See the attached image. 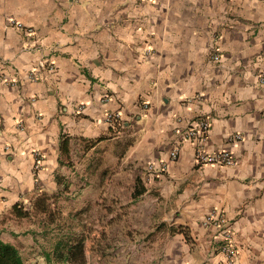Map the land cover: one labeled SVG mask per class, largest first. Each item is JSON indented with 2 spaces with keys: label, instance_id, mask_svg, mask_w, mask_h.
Returning a JSON list of instances; mask_svg holds the SVG:
<instances>
[{
  "label": "crops",
  "instance_id": "obj_1",
  "mask_svg": "<svg viewBox=\"0 0 264 264\" xmlns=\"http://www.w3.org/2000/svg\"><path fill=\"white\" fill-rule=\"evenodd\" d=\"M197 118L236 167L195 166L179 131ZM124 175L160 264H223L212 211L236 264H264V0H0V227L58 190L117 193Z\"/></svg>",
  "mask_w": 264,
  "mask_h": 264
},
{
  "label": "rangeland",
  "instance_id": "obj_2",
  "mask_svg": "<svg viewBox=\"0 0 264 264\" xmlns=\"http://www.w3.org/2000/svg\"><path fill=\"white\" fill-rule=\"evenodd\" d=\"M118 186L117 193L58 190L29 206L28 215H17L12 230L0 227V238L19 249L26 264H47L45 253L58 241L81 238L87 264H160L163 243L152 235L148 200L133 197L130 177L124 175Z\"/></svg>",
  "mask_w": 264,
  "mask_h": 264
},
{
  "label": "built area",
  "instance_id": "obj_3",
  "mask_svg": "<svg viewBox=\"0 0 264 264\" xmlns=\"http://www.w3.org/2000/svg\"><path fill=\"white\" fill-rule=\"evenodd\" d=\"M10 27H17L20 29L24 28V25L15 19L8 21ZM29 33H32V29L28 30ZM211 60L217 63L220 60V55L217 53L211 54ZM42 66H45L49 70H54V66L46 65L42 63ZM34 76V75H32ZM121 113H108L104 121L108 124H114L116 121L121 120ZM210 122L204 118H197L192 120L179 132L182 137L185 139H190L195 142V152H194V164L196 167H205L213 166L217 168H234L237 165V160L233 152L227 149H221L214 152H209L206 148L209 134H210ZM232 141H242V136L235 134L232 137ZM34 168L39 170L43 167L44 158L42 153L39 150L34 151ZM171 159L176 160L180 156V149L174 148L169 152ZM204 225H214L219 228L218 234L215 237L216 247L218 252L223 256V264H236L239 256V250L236 245L235 232L230 227L226 217L212 211L205 216L203 219Z\"/></svg>",
  "mask_w": 264,
  "mask_h": 264
},
{
  "label": "trees",
  "instance_id": "obj_4",
  "mask_svg": "<svg viewBox=\"0 0 264 264\" xmlns=\"http://www.w3.org/2000/svg\"><path fill=\"white\" fill-rule=\"evenodd\" d=\"M85 241L84 238L76 242L58 241L52 253H45L47 264H87ZM0 264L26 263L16 246L0 240Z\"/></svg>",
  "mask_w": 264,
  "mask_h": 264
}]
</instances>
